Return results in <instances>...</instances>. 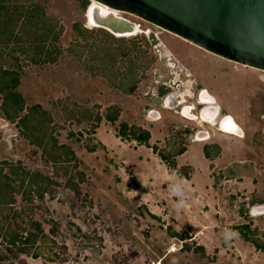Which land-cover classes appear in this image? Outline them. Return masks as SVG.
Instances as JSON below:
<instances>
[{
  "label": "rangeland",
  "instance_id": "obj_1",
  "mask_svg": "<svg viewBox=\"0 0 264 264\" xmlns=\"http://www.w3.org/2000/svg\"><path fill=\"white\" fill-rule=\"evenodd\" d=\"M89 5L0 0V87L18 76L24 102L17 114L0 94V185L6 176L11 188L0 186V229L37 236L11 246L2 233L0 264H264V214L253 213L264 206V71L123 13L140 33L90 29ZM201 91L222 111L216 123L230 116L242 138L201 120ZM171 92L185 94L175 109L163 104ZM122 124L149 131V144L121 139ZM199 132L209 139L197 142ZM151 147H185L182 174ZM24 171L48 178V192L22 183ZM177 180L190 196L179 211Z\"/></svg>",
  "mask_w": 264,
  "mask_h": 264
},
{
  "label": "water",
  "instance_id": "obj_2",
  "mask_svg": "<svg viewBox=\"0 0 264 264\" xmlns=\"http://www.w3.org/2000/svg\"><path fill=\"white\" fill-rule=\"evenodd\" d=\"M89 1L94 6L87 9V22L114 37L139 31L138 24L117 16L123 13L223 60L264 71V0Z\"/></svg>",
  "mask_w": 264,
  "mask_h": 264
},
{
  "label": "trees",
  "instance_id": "obj_3",
  "mask_svg": "<svg viewBox=\"0 0 264 264\" xmlns=\"http://www.w3.org/2000/svg\"><path fill=\"white\" fill-rule=\"evenodd\" d=\"M49 60L52 62L54 60V58H51ZM6 74L12 75V73H6ZM14 76H15L14 79L12 78L9 81H6V83H4L3 88L0 87V94H3V97H4L2 107L6 108L7 106L12 104L13 107H11V108L13 109V112H16L18 114L19 112H22L24 110V102L20 98L19 95L13 93V90L18 85V76H16V75H14ZM4 114H5L6 118H8V119H13V117H14L13 114L9 115L8 112L7 113L5 112ZM116 115H117V113L113 111L112 114L111 113L107 114L105 116V118H106V120H108L110 122H114L115 119H116ZM28 121H29L28 115H26L25 117L19 118V122L21 123V125L25 129H26V123ZM38 123L41 126H43L42 125V119H39ZM117 133H118V136L121 139H127L128 138L130 140H134V141L138 142L139 144H145V145L149 144L148 141L150 139V133L147 130H144V129H141V128H138V127L129 128L126 124H122L120 126L119 131H117ZM40 146L43 148L44 144H41ZM58 148L63 150V154L64 155L73 157V152L70 151L69 148H67L65 146H59ZM151 149L169 167V169L171 171H175L179 175L182 174L179 171V169H177V167H176L175 158L177 156L182 155L186 151L185 147H180L176 151L175 155H170V154H165L164 152H160V151L157 150L156 147H151ZM204 154H205L206 157H208L207 148L204 149ZM60 157L61 156H56V155L53 156V155H50L49 153H47V159L50 160V161H53V162H55L56 158H60ZM24 174H25V179L22 180V183L25 182L26 185L29 186V187L33 186L35 188L36 192H40L41 195L46 194L48 192L49 189H48V187H46L50 183L48 178L41 177V176H39L37 174L32 175L31 173H28L26 171H24ZM183 176L187 177L188 175L187 174H185V175L183 174ZM2 179L4 181L0 185L2 190L4 192L5 191L10 192L11 188H10V186L7 185L8 181H9L8 177L3 176ZM9 198H11V195H10ZM2 200H3L2 202H4L5 205H10V200L7 199V197L2 199ZM7 217H9L8 214H7ZM7 217L5 219H7ZM2 233H5V234L9 235L10 239L8 240V244H10L11 246H15L16 244L19 245V243L22 240L23 241L22 244H28V245L30 244L29 247H31V246L34 245L35 240L37 239V236L36 235H32V234H27L26 237L23 238L21 235H19V233H16V231H10V229L8 227L6 229H4V230L1 228L0 229V235ZM254 245L257 248H260L257 244H254ZM20 250H21V252H25L26 249H20Z\"/></svg>",
  "mask_w": 264,
  "mask_h": 264
},
{
  "label": "bare ground",
  "instance_id": "obj_4",
  "mask_svg": "<svg viewBox=\"0 0 264 264\" xmlns=\"http://www.w3.org/2000/svg\"><path fill=\"white\" fill-rule=\"evenodd\" d=\"M89 6H90L89 7V10H90L91 7L94 6V2L90 1V5ZM106 11L107 10H104V12H106ZM117 16H119V14H117ZM87 26H88V28L90 27V29L95 28L92 25H90L88 22H87ZM138 30H139L138 33H140L141 32L140 31V26H138ZM165 32H167V31H165ZM167 33H169V32H167ZM169 34H171V33H169ZM175 37H177V36H175ZM177 38H179V37H177ZM179 39H181V38H179ZM181 40H183V39H181ZM184 42H186V41H184ZM202 95L205 96V97L203 98ZM184 97H185L184 93L171 92V93H169L167 95V97L164 98V102H163L164 107H168V109H175V108L179 107L180 103H183ZM178 99H179V101H177ZM200 104L204 105L203 106L204 111H202V113H200L201 114V120L206 121L210 125H217V126L220 125L219 126V131L221 133H224V134H227V135H232V136H235V137H238V138H242L243 137L242 136V134H243L242 130L233 122V120H232V118L230 116H224L223 118H221L222 120H221L220 124L216 123V120L218 119V115L220 114L221 110L219 109L218 106H215L216 105L215 100L213 98H211L210 96H208L204 91L200 95V103H199V105ZM190 110H192V108L189 109V107L185 106L182 109V115L192 119L193 116H191L189 114ZM217 113H218V115H217ZM196 137H197V142L200 141L198 139H205V138L209 139L205 132H199ZM253 213L254 214H258V215H263L264 214V206H259V207L254 208L253 209Z\"/></svg>",
  "mask_w": 264,
  "mask_h": 264
},
{
  "label": "clouds",
  "instance_id": "obj_5",
  "mask_svg": "<svg viewBox=\"0 0 264 264\" xmlns=\"http://www.w3.org/2000/svg\"><path fill=\"white\" fill-rule=\"evenodd\" d=\"M170 190L174 195H179L181 197L176 205L178 211L180 209H186L187 207L190 206L188 204L190 196L185 194L182 181L179 180L175 181L173 184L170 185Z\"/></svg>",
  "mask_w": 264,
  "mask_h": 264
},
{
  "label": "flooded vegetation",
  "instance_id": "obj_6",
  "mask_svg": "<svg viewBox=\"0 0 264 264\" xmlns=\"http://www.w3.org/2000/svg\"><path fill=\"white\" fill-rule=\"evenodd\" d=\"M202 92H203V91H201V93H202ZM207 95H208V94H207ZM202 96H203V95H202ZM208 96H209V95H208ZM204 97H205V96H203V98H204ZM199 99H200V97H199ZM221 112H222V111H221ZM221 114H222V113H221ZM217 115H218V113H217ZM219 116H220V114L218 115V117H219ZM221 120H222V119L220 118V123H221ZM218 123H219V122H218ZM218 123H217V124H218ZM220 123H219V124H220ZM219 126H220V125H219ZM242 135H243V134H242Z\"/></svg>",
  "mask_w": 264,
  "mask_h": 264
},
{
  "label": "crops",
  "instance_id": "obj_7",
  "mask_svg": "<svg viewBox=\"0 0 264 264\" xmlns=\"http://www.w3.org/2000/svg\"><path fill=\"white\" fill-rule=\"evenodd\" d=\"M185 153H187V152H185Z\"/></svg>",
  "mask_w": 264,
  "mask_h": 264
}]
</instances>
